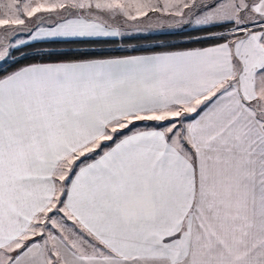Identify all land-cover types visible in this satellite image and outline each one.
Segmentation results:
<instances>
[{
  "label": "snow or ice",
  "instance_id": "obj_1",
  "mask_svg": "<svg viewBox=\"0 0 264 264\" xmlns=\"http://www.w3.org/2000/svg\"><path fill=\"white\" fill-rule=\"evenodd\" d=\"M0 264H264V0H0Z\"/></svg>",
  "mask_w": 264,
  "mask_h": 264
},
{
  "label": "trees",
  "instance_id": "obj_2",
  "mask_svg": "<svg viewBox=\"0 0 264 264\" xmlns=\"http://www.w3.org/2000/svg\"><path fill=\"white\" fill-rule=\"evenodd\" d=\"M178 37L169 34V32L166 33H154V34H148V35H138L135 36V38L129 37L122 41L124 45H136V44H142V45H151L156 44L160 42H169V41H176ZM128 54V53H125ZM28 61H25L27 63Z\"/></svg>",
  "mask_w": 264,
  "mask_h": 264
},
{
  "label": "rangeland",
  "instance_id": "obj_3",
  "mask_svg": "<svg viewBox=\"0 0 264 264\" xmlns=\"http://www.w3.org/2000/svg\"><path fill=\"white\" fill-rule=\"evenodd\" d=\"M149 25H151V27H149ZM140 27L142 29H145V31L136 33L135 36L169 32L167 24L158 25L156 20H155V17L153 18L152 21H144V22H142Z\"/></svg>",
  "mask_w": 264,
  "mask_h": 264
}]
</instances>
